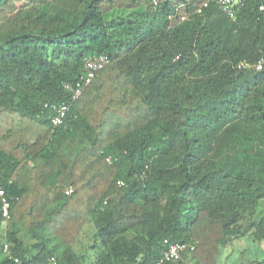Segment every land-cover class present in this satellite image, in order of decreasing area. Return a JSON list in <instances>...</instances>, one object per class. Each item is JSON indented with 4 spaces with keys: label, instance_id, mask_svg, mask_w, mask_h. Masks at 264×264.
<instances>
[{
    "label": "trees",
    "instance_id": "obj_1",
    "mask_svg": "<svg viewBox=\"0 0 264 264\" xmlns=\"http://www.w3.org/2000/svg\"><path fill=\"white\" fill-rule=\"evenodd\" d=\"M204 1L42 0L0 24V264H157L165 239L195 249L164 264H220L264 242V0L236 20ZM103 53L54 126L45 103Z\"/></svg>",
    "mask_w": 264,
    "mask_h": 264
},
{
    "label": "built area",
    "instance_id": "obj_2",
    "mask_svg": "<svg viewBox=\"0 0 264 264\" xmlns=\"http://www.w3.org/2000/svg\"><path fill=\"white\" fill-rule=\"evenodd\" d=\"M243 3V0H205L200 6L194 9L193 13L201 15L204 13L206 8H209L212 4L216 5L224 14H226L232 20L237 19V6ZM192 14V13H190ZM189 15L182 16V20L188 19ZM110 62V57L103 53L99 55H93L86 57L83 64V72L81 76L76 80L75 83L66 82L64 83V88L70 93V101H61V102H46L45 107L51 111V120L54 126H60L65 123V120L68 114L71 111L72 103L76 102L78 98L82 95L85 88L91 83L96 73L103 69ZM253 64L247 60H243L239 63V67L249 68ZM263 66V60L261 59L257 65V69H261ZM108 161H111V157L107 158ZM117 185L122 187L125 185V182L121 179L117 180ZM73 188L69 187L66 191L67 194H71ZM0 200L2 202L3 216L5 222L11 219V203L12 197L7 195L6 189L0 180ZM164 244L166 245V250L163 253L161 259L157 264H164L165 262H176L179 261L184 252L193 251L195 245L191 242H170L165 239ZM4 252L13 257L10 251L8 243L4 244ZM16 262H19L18 258H15ZM52 263L55 264V258H52Z\"/></svg>",
    "mask_w": 264,
    "mask_h": 264
},
{
    "label": "rangeland",
    "instance_id": "obj_3",
    "mask_svg": "<svg viewBox=\"0 0 264 264\" xmlns=\"http://www.w3.org/2000/svg\"><path fill=\"white\" fill-rule=\"evenodd\" d=\"M37 1H42V0H10L9 4L11 9L10 13H1L0 15V24H4L6 21L8 22L10 20V18H12L11 16L13 15L12 11H20L22 9H26V8H30L32 7L35 2ZM93 228V225L90 223L87 225V230H91ZM264 244V242H262ZM260 244L259 243H255V241H253L252 239L250 240L249 237H247L245 239V241L242 242H238L234 247H232V249L234 248L235 252L233 251L232 254L230 256H227L224 258L225 262H223L224 264H233L235 262V258L237 257L239 264H241L242 262L245 261H249L246 257H250L251 259H260L263 260L264 259V249L261 250L260 249ZM227 250H231L230 248H228ZM228 251V252H229ZM242 254H245L246 256L244 258L241 257ZM246 258V259H245ZM245 263V262H244ZM248 263V262H246ZM90 264V263H89ZM263 264V263H262Z\"/></svg>",
    "mask_w": 264,
    "mask_h": 264
},
{
    "label": "crops",
    "instance_id": "obj_4",
    "mask_svg": "<svg viewBox=\"0 0 264 264\" xmlns=\"http://www.w3.org/2000/svg\"><path fill=\"white\" fill-rule=\"evenodd\" d=\"M15 1V0H14ZM10 13V10H9V8H6L5 10H3L1 13L3 14V13ZM1 13H0V15H1ZM247 237H249V239L251 240H253V241H255L254 239H253V237H252V235L251 234H248V235H245L244 237H242V238H240V239H238V240H235L232 244H230L229 246H226V247H222V249H221V251H220V254H219V256H218V259H219V262H220V264H224L223 262H225V260H224V258L225 257H227V256H230L231 254H232V252L234 251L235 252V250H234V248L232 249V247H234L238 242H242V241H245V239L247 238ZM255 243H259L260 245V249L261 250H263L264 249V244L262 243V242H257V241H255ZM228 248H230L231 250L229 251V250H227ZM229 251V252H228ZM231 253V254H230ZM246 255L245 254H242L241 255V257L242 258H244ZM231 257V256H230ZM235 258V262L233 263V264H239V262H238V259H237V257H234ZM249 261H245L244 260V262H242L241 264H264V259L263 260H260V259H251L249 256L248 257H246ZM245 258V259H246ZM226 259V258H225ZM246 262H248V263H246ZM186 264H198L194 259H191V258H188L187 260H186Z\"/></svg>",
    "mask_w": 264,
    "mask_h": 264
}]
</instances>
